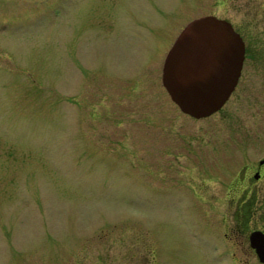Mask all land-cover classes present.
<instances>
[{
  "label": "rangeland",
  "instance_id": "obj_1",
  "mask_svg": "<svg viewBox=\"0 0 264 264\" xmlns=\"http://www.w3.org/2000/svg\"><path fill=\"white\" fill-rule=\"evenodd\" d=\"M203 1L0 0V264H259L177 190L230 148L158 80Z\"/></svg>",
  "mask_w": 264,
  "mask_h": 264
},
{
  "label": "flooded vegetation",
  "instance_id": "obj_2",
  "mask_svg": "<svg viewBox=\"0 0 264 264\" xmlns=\"http://www.w3.org/2000/svg\"><path fill=\"white\" fill-rule=\"evenodd\" d=\"M220 7L222 12H219ZM208 14L224 18L232 24L243 41V57L236 83L224 103L214 112L196 117L182 111L171 98L162 82V67L168 49L182 28L190 20ZM188 17L164 53L158 80L175 105L176 114L194 120L210 118L208 125L212 133H221L226 139L207 142H223L230 148L219 150L217 155L211 149L203 151L204 155L197 160V165L201 167V171H197L198 177L190 173L185 178L193 181L188 182L190 190H177L191 191L196 195L210 193L214 197L211 205L222 207L221 237L226 241L233 240L244 257L256 258L259 264H264L250 241L253 231L264 237V0H205L201 11ZM146 31L143 35L158 30L149 27ZM163 119L169 120L167 116ZM174 119L169 120L170 124L162 125L164 136L179 134V129H172Z\"/></svg>",
  "mask_w": 264,
  "mask_h": 264
},
{
  "label": "water",
  "instance_id": "obj_3",
  "mask_svg": "<svg viewBox=\"0 0 264 264\" xmlns=\"http://www.w3.org/2000/svg\"><path fill=\"white\" fill-rule=\"evenodd\" d=\"M243 57V41L224 19L212 14L190 20L168 49L162 82L180 109L193 116L217 110L233 89ZM264 262V237L250 235Z\"/></svg>",
  "mask_w": 264,
  "mask_h": 264
}]
</instances>
